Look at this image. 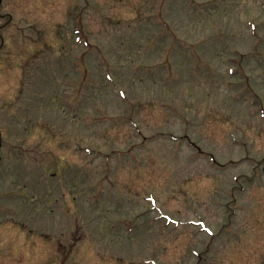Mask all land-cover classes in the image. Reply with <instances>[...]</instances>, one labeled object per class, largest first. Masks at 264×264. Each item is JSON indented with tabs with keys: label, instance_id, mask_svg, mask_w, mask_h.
Listing matches in <instances>:
<instances>
[{
	"label": "rangeland",
	"instance_id": "rangeland-1",
	"mask_svg": "<svg viewBox=\"0 0 264 264\" xmlns=\"http://www.w3.org/2000/svg\"><path fill=\"white\" fill-rule=\"evenodd\" d=\"M0 142V264H264V0H0Z\"/></svg>",
	"mask_w": 264,
	"mask_h": 264
},
{
	"label": "flooded vegetation",
	"instance_id": "flooded-vegetation-1",
	"mask_svg": "<svg viewBox=\"0 0 264 264\" xmlns=\"http://www.w3.org/2000/svg\"><path fill=\"white\" fill-rule=\"evenodd\" d=\"M0 146H1V142H0Z\"/></svg>",
	"mask_w": 264,
	"mask_h": 264
}]
</instances>
